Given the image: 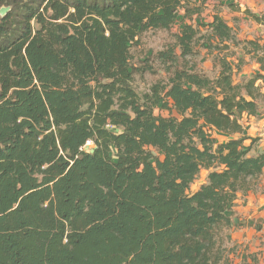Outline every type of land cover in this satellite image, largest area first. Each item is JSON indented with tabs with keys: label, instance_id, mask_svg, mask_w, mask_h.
Here are the masks:
<instances>
[{
	"label": "trees",
	"instance_id": "obj_1",
	"mask_svg": "<svg viewBox=\"0 0 264 264\" xmlns=\"http://www.w3.org/2000/svg\"><path fill=\"white\" fill-rule=\"evenodd\" d=\"M224 6L234 3L0 0V264H232L234 201L264 169L243 135V115L262 114L264 74L234 81L240 41ZM179 22L180 56L204 38L216 75L175 69L139 94L131 46ZM241 42L252 57L264 49Z\"/></svg>",
	"mask_w": 264,
	"mask_h": 264
},
{
	"label": "crops",
	"instance_id": "obj_2",
	"mask_svg": "<svg viewBox=\"0 0 264 264\" xmlns=\"http://www.w3.org/2000/svg\"><path fill=\"white\" fill-rule=\"evenodd\" d=\"M234 3V8L227 7L229 12V21L220 14L229 27L233 29L236 37L242 40H252L264 37V25L253 20L250 16L244 13L248 9L255 15L264 16V0H228ZM226 6L222 7L225 8ZM236 7L238 9H236ZM221 8V9H222ZM220 9V10H221ZM213 15V13H212ZM212 20V19H211ZM210 20V21H211ZM261 35V36H260ZM262 43L263 41L260 40ZM234 63L237 59L247 60L242 55L231 58ZM254 73L261 72L264 74V68L260 70V63L254 60ZM243 64L239 70L242 74ZM242 74V77L249 76ZM235 75V74H234ZM264 94V82L258 80L256 82ZM243 135L249 138L244 140V145L251 144V152L264 153V107L262 114L259 116L243 115ZM242 135H233L239 138ZM219 140L228 139L229 137L223 134H216ZM251 139H255L253 142ZM204 172L203 183L206 181L207 170ZM232 219L237 224L231 226L228 231L229 241L227 247L230 248L229 258L232 264H264V169L259 176L256 184L246 194L239 193L232 207Z\"/></svg>",
	"mask_w": 264,
	"mask_h": 264
},
{
	"label": "rangeland",
	"instance_id": "obj_3",
	"mask_svg": "<svg viewBox=\"0 0 264 264\" xmlns=\"http://www.w3.org/2000/svg\"><path fill=\"white\" fill-rule=\"evenodd\" d=\"M212 7L204 9L202 13L196 15L194 18L200 23V25H204L208 23L212 19ZM220 14L225 17L226 20L229 21V12L227 11V7L222 8L220 10ZM180 22L176 23L171 30H147L144 31L139 39L138 43L131 46L130 49V64L135 69V74L133 77V87L139 93H145L150 90V88L159 83L164 84L167 83L169 77L172 74V71L175 69L187 68L189 70H196L213 77L216 75L218 68L214 67L213 55L209 54L204 47L201 46L202 43L205 42V39H200L198 44L200 45L197 49V45H194L193 52L185 57L180 56V49L175 44V35L179 31ZM202 28V27H201ZM203 29L198 34L199 36L203 35ZM261 36V35H260ZM256 38V37H255ZM238 39V38H237ZM258 39V38H256ZM240 43L238 46L232 47L230 51L233 52V55L239 57L242 55L243 58H247V60H242L243 69L246 72V76L253 75L254 70L258 67H254V60H258L259 57L264 58V49L260 48L257 51L253 52L255 57H252L251 54H246L245 45L242 44V39H238ZM261 45H264V37L259 38ZM247 46V45H246ZM263 47V46H262ZM264 48V47H263ZM172 50L175 53V59L171 62L163 63V60L159 57L160 52H167ZM213 51H216L213 49ZM234 56V57H235ZM169 67V68H168ZM168 68V69H167ZM171 69V70H169ZM240 72H236L233 76L235 82H239L244 79ZM156 115H167L166 110H161L159 108H155L154 110ZM88 148L92 147V144H87ZM162 156H160L161 158ZM203 171L199 173L196 179L191 183L189 192H194L199 188V186L203 183Z\"/></svg>",
	"mask_w": 264,
	"mask_h": 264
},
{
	"label": "water",
	"instance_id": "obj_4",
	"mask_svg": "<svg viewBox=\"0 0 264 264\" xmlns=\"http://www.w3.org/2000/svg\"><path fill=\"white\" fill-rule=\"evenodd\" d=\"M8 10H9V7H1L0 8V16H3Z\"/></svg>",
	"mask_w": 264,
	"mask_h": 264
}]
</instances>
